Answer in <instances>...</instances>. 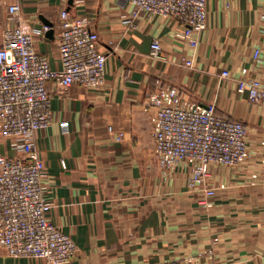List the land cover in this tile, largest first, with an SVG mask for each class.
<instances>
[{
  "label": "crops",
  "instance_id": "0c3cea01",
  "mask_svg": "<svg viewBox=\"0 0 264 264\" xmlns=\"http://www.w3.org/2000/svg\"><path fill=\"white\" fill-rule=\"evenodd\" d=\"M10 5L19 6L23 31L53 24L52 39H34L51 69L59 68L62 10L88 21L106 55L101 87L62 93L47 83L52 120L34 140L49 218L77 247L69 264H264V103L236 90L246 77L264 83V0H207L205 28L191 36L196 46L170 18H130L127 0H3L0 46L3 30L18 26ZM154 41L159 58L151 55ZM158 84L247 127V157L209 166L212 197L188 188L191 162L159 166L147 99ZM0 155L19 156L1 135ZM0 264L47 263L0 247Z\"/></svg>",
  "mask_w": 264,
  "mask_h": 264
},
{
  "label": "built area",
  "instance_id": "2783aa9c",
  "mask_svg": "<svg viewBox=\"0 0 264 264\" xmlns=\"http://www.w3.org/2000/svg\"><path fill=\"white\" fill-rule=\"evenodd\" d=\"M3 0H0L2 3ZM130 18L140 13L170 18L183 29L178 34L189 40L193 32L205 28L207 0H127ZM9 19L17 27L5 28L0 46V135L19 154L0 155V247L13 258L42 259L47 264H69L77 254L72 238L54 225L51 203L42 182L44 163L35 148L38 131L52 120L51 96L46 85L56 84L59 92L71 86L101 87L106 55L99 50L98 35L84 18L62 10L58 14L57 51L59 68L49 66L48 57L34 49V39L42 38L47 26L23 31L18 5L7 7ZM124 23H129L125 20ZM151 55L159 58L157 41ZM260 52L253 53V60ZM190 63L187 62V65ZM227 72L221 77L226 78ZM237 93L253 104L264 103V83L246 77L237 80ZM154 152L159 166L169 169L180 161L192 163L190 190H201L206 198L214 195L206 187L210 165L235 166L247 157V127L216 113L213 104L200 105L185 97L176 87L158 84L147 96Z\"/></svg>",
  "mask_w": 264,
  "mask_h": 264
},
{
  "label": "water",
  "instance_id": "95a60500",
  "mask_svg": "<svg viewBox=\"0 0 264 264\" xmlns=\"http://www.w3.org/2000/svg\"><path fill=\"white\" fill-rule=\"evenodd\" d=\"M44 25L49 28V30L45 33V37L52 39L54 33L53 24L48 21H44Z\"/></svg>",
  "mask_w": 264,
  "mask_h": 264
}]
</instances>
